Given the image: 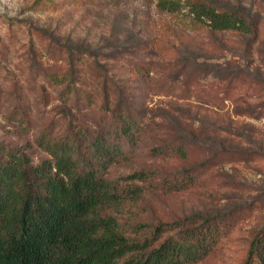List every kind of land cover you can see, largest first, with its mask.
<instances>
[{
    "label": "rangeland",
    "instance_id": "374dc122",
    "mask_svg": "<svg viewBox=\"0 0 264 264\" xmlns=\"http://www.w3.org/2000/svg\"><path fill=\"white\" fill-rule=\"evenodd\" d=\"M156 1L0 0V140L39 163L49 156L36 142L43 129L97 130L107 105L142 110L149 129L113 174L157 170L138 211L145 221L225 218V235L193 264H236L264 225V0H208L242 11L251 32L210 28L191 0L177 11ZM174 137L185 156L149 153ZM201 164L183 189L157 183Z\"/></svg>",
    "mask_w": 264,
    "mask_h": 264
},
{
    "label": "trees",
    "instance_id": "16d2710c",
    "mask_svg": "<svg viewBox=\"0 0 264 264\" xmlns=\"http://www.w3.org/2000/svg\"><path fill=\"white\" fill-rule=\"evenodd\" d=\"M161 10L177 11L180 0H157ZM193 18L215 30L251 32L253 23L239 9L208 0L187 2ZM93 130L75 125L52 137L43 129L37 144L49 156L33 163L22 146L0 140V264H193L225 235L219 215H191L148 222L138 211L154 168L124 174L112 168L136 154L149 129L144 112L118 104ZM179 138L157 142L154 156H185ZM202 164L157 180L165 191L192 184ZM264 264V225L253 235L242 262Z\"/></svg>",
    "mask_w": 264,
    "mask_h": 264
}]
</instances>
